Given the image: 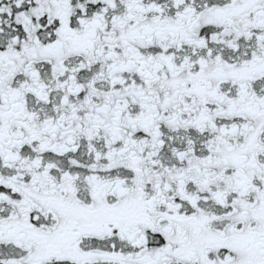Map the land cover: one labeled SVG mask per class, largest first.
Here are the masks:
<instances>
[{
	"label": "snow or ice",
	"instance_id": "obj_1",
	"mask_svg": "<svg viewBox=\"0 0 264 264\" xmlns=\"http://www.w3.org/2000/svg\"><path fill=\"white\" fill-rule=\"evenodd\" d=\"M0 264H264V0H0Z\"/></svg>",
	"mask_w": 264,
	"mask_h": 264
}]
</instances>
